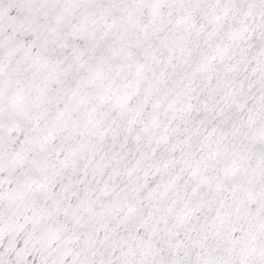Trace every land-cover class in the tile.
<instances>
[{"label":"snow or ice","instance_id":"6c2138e0","mask_svg":"<svg viewBox=\"0 0 264 264\" xmlns=\"http://www.w3.org/2000/svg\"><path fill=\"white\" fill-rule=\"evenodd\" d=\"M0 264H264V0H0Z\"/></svg>","mask_w":264,"mask_h":264}]
</instances>
